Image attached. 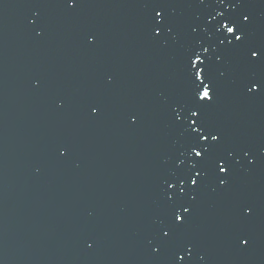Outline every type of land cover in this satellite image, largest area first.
Listing matches in <instances>:
<instances>
[{
	"label": "water",
	"instance_id": "95a60500",
	"mask_svg": "<svg viewBox=\"0 0 264 264\" xmlns=\"http://www.w3.org/2000/svg\"><path fill=\"white\" fill-rule=\"evenodd\" d=\"M0 264H180L105 0H0Z\"/></svg>",
	"mask_w": 264,
	"mask_h": 264
}]
</instances>
